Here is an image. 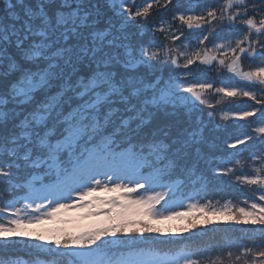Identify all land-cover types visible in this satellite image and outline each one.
I'll use <instances>...</instances> for the list:
<instances>
[{
	"label": "snow or ice",
	"instance_id": "6c2138e0",
	"mask_svg": "<svg viewBox=\"0 0 264 264\" xmlns=\"http://www.w3.org/2000/svg\"><path fill=\"white\" fill-rule=\"evenodd\" d=\"M0 264H264V0H0Z\"/></svg>",
	"mask_w": 264,
	"mask_h": 264
},
{
	"label": "trees",
	"instance_id": "16d2710c",
	"mask_svg": "<svg viewBox=\"0 0 264 264\" xmlns=\"http://www.w3.org/2000/svg\"><path fill=\"white\" fill-rule=\"evenodd\" d=\"M222 35L227 36L228 33H222ZM242 63L247 64V61H242ZM210 75L217 81V84L219 85L221 82H225L228 80V78L231 76L230 73L225 72L222 76L221 75H217L216 73H210ZM241 99H246V98H240L234 101H225L224 103H222L221 105H219L217 107V116H216V121L215 123H219L221 125L227 124L228 125V131L230 133H232L233 135H240L242 132H250V128L248 126H246V122L244 121H236L234 120V118L230 117L228 121H222L220 119L221 116V112H220V108H225L227 110L228 107H235V105L240 104ZM248 103H253L251 101H248ZM207 111V110H205ZM211 138L216 139L217 141H219V139H221L224 135L223 131H216L214 129L213 126H209V131L207 133ZM239 148H243V146H238ZM229 151H233L232 149H229ZM245 155H247V153H245ZM229 167H231V165H229ZM234 179V178H233ZM221 187H223V185H221ZM245 188V190L247 189V186H243ZM247 191H245V193L242 195L240 193V191L234 187H227L225 188L224 191H216V190H212L209 192V195L207 197V199L211 198H216V201L219 200L221 204L224 203L225 199H232V202L235 204L237 203V197H239L240 200H243L244 195H247ZM201 202H204V200H199ZM213 220L215 221V223L210 224L208 226H205L203 224L198 225V227L196 229H194L193 231L196 232L197 234L200 232L201 229L207 227L208 229H212L215 228L217 229V232H222L226 227H228V225H225L220 218L218 217H214ZM164 221V220H161ZM187 223V221H186ZM186 224H184V226L180 227L183 228L185 227ZM179 228V229H180ZM136 237H138V240H144L145 238L139 239V234H135ZM183 236H190L191 233H182ZM212 233L209 232V236H211ZM145 237L146 238H150L151 239H160L161 237L159 236V234H148L145 233ZM217 238H219V236H217Z\"/></svg>",
	"mask_w": 264,
	"mask_h": 264
},
{
	"label": "rangeland",
	"instance_id": "374dc122",
	"mask_svg": "<svg viewBox=\"0 0 264 264\" xmlns=\"http://www.w3.org/2000/svg\"><path fill=\"white\" fill-rule=\"evenodd\" d=\"M157 191H167V189H159L158 188ZM74 196H75V194H74ZM187 205L183 206V207H185L184 209H182L183 207H181L179 209H175L174 211L186 213L188 211ZM167 214H165V215H167ZM70 215L75 216V215H77V213L75 212V210H73L70 213ZM186 221H187L186 219L185 220L172 219V220H165V221L149 220L147 222L150 223L152 226L157 227V228H161V229H165V230H169V229L175 230V229H179L180 227L184 226V224H186Z\"/></svg>",
	"mask_w": 264,
	"mask_h": 264
}]
</instances>
